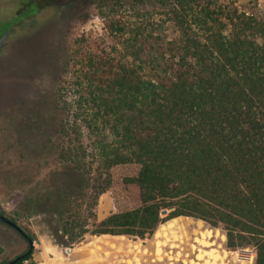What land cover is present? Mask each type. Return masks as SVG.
<instances>
[{"label":"trees","instance_id":"obj_1","mask_svg":"<svg viewBox=\"0 0 264 264\" xmlns=\"http://www.w3.org/2000/svg\"><path fill=\"white\" fill-rule=\"evenodd\" d=\"M68 1L85 4L61 35L51 112L32 117L36 145L2 173L0 194L17 196L10 218L24 230L20 220L46 217L67 247L191 218L264 264V17L235 0ZM95 18L101 31L86 30ZM120 164L138 165L126 181L140 204L99 220ZM23 253L15 264H35L34 247Z\"/></svg>","mask_w":264,"mask_h":264},{"label":"rangeland","instance_id":"obj_2","mask_svg":"<svg viewBox=\"0 0 264 264\" xmlns=\"http://www.w3.org/2000/svg\"><path fill=\"white\" fill-rule=\"evenodd\" d=\"M28 1L0 0V185L7 160L22 159L23 147H33L37 143V129L29 133L28 124L32 125V117L38 112L42 116L51 112L50 98L55 80L66 61L61 35L85 4L78 6L74 1L45 0L42 5H47L43 7ZM235 4L240 10L264 17V0H235ZM102 26L99 18H95L85 25V29L101 31ZM137 172L136 164H120L111 169L112 185L99 198L98 219L139 206L137 185L126 181ZM16 200L15 195L1 193L0 211L12 217ZM45 218L36 215L19 221L33 237L34 251L44 237L49 235L53 240ZM186 220H189L190 228H184L180 233L175 231L174 235L162 224L151 238L123 237L122 259L117 253L111 264H254V248L230 250L221 227L212 228L191 218ZM87 236L86 242H89L91 237ZM27 246L16 230L0 222V263L23 253ZM58 246L64 252L70 248ZM113 259H117L116 263Z\"/></svg>","mask_w":264,"mask_h":264},{"label":"crops","instance_id":"obj_3","mask_svg":"<svg viewBox=\"0 0 264 264\" xmlns=\"http://www.w3.org/2000/svg\"><path fill=\"white\" fill-rule=\"evenodd\" d=\"M103 218L104 217H101L99 220ZM183 219H185L183 222L186 225L185 229L190 228V224H188L189 220H186L188 218L184 217ZM171 221L166 222V225ZM166 229L169 230L167 227ZM177 233H180V231H177ZM171 234L174 235L176 232H172ZM87 237L88 236H86L80 243L76 244V246H73L72 248L70 247L69 252L67 250L64 252L48 235L47 237H44V240H40L39 244H36L33 261L35 264H49L54 263V261L67 260H70L72 264H111L112 257H115L117 253L120 254V260L122 259V242L124 239L123 237H126L125 235H90L91 240L86 242L88 239ZM135 250H137L136 246ZM135 256H137V254ZM116 260L117 259H113V262L116 263ZM136 260H138V258Z\"/></svg>","mask_w":264,"mask_h":264},{"label":"water","instance_id":"obj_4","mask_svg":"<svg viewBox=\"0 0 264 264\" xmlns=\"http://www.w3.org/2000/svg\"><path fill=\"white\" fill-rule=\"evenodd\" d=\"M0 222H3L16 230L28 243L29 250L34 247V240L32 236H30L28 233H26L14 220H12L10 217L6 216L3 212L0 211ZM67 251H70V248H67ZM24 256V253L18 254L15 257L8 260L6 263L3 264H15L18 262L22 257Z\"/></svg>","mask_w":264,"mask_h":264},{"label":"flooded vegetation","instance_id":"obj_5","mask_svg":"<svg viewBox=\"0 0 264 264\" xmlns=\"http://www.w3.org/2000/svg\"><path fill=\"white\" fill-rule=\"evenodd\" d=\"M27 242V241H26ZM28 244V243H27Z\"/></svg>","mask_w":264,"mask_h":264}]
</instances>
